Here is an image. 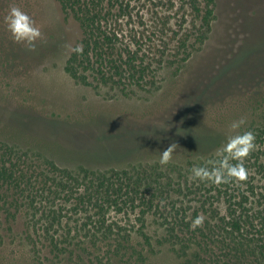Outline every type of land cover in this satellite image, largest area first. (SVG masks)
I'll list each match as a JSON object with an SVG mask.
<instances>
[{"label": "rangeland", "instance_id": "374dc122", "mask_svg": "<svg viewBox=\"0 0 264 264\" xmlns=\"http://www.w3.org/2000/svg\"><path fill=\"white\" fill-rule=\"evenodd\" d=\"M179 6L178 1L175 8ZM12 7L20 8L40 29L34 50L16 43L8 31L5 17ZM213 8L210 30L203 42L190 40L187 60L172 62L185 55L182 49L177 53L176 36L168 31L162 35L168 45L156 53L164 62L152 64L141 87L123 91L111 84L83 85L66 73L65 61L78 45L81 30L56 0H0V141L69 169L162 165L161 154L170 144L177 146L167 164L182 169L191 161L216 158L230 136L250 128L253 132L264 123V0H214ZM165 13H170L175 30L183 15L189 18L183 10ZM240 119L245 124L234 132L230 124ZM255 145L264 163V142L255 138ZM247 174L249 183L264 181L261 169ZM184 179L182 187L189 185ZM59 203L64 201L58 199L55 207ZM80 216H73L71 227L76 219L83 221ZM26 218L21 209L0 224V264H99L93 251L89 257H55L39 243L38 252L35 225ZM108 218L127 227L138 225L133 213L129 219L110 211ZM148 229L153 233L156 225L150 222ZM132 242L139 244L141 239ZM157 243L142 246L147 264L182 261L170 245ZM124 261L125 257L104 260Z\"/></svg>", "mask_w": 264, "mask_h": 264}, {"label": "trees", "instance_id": "16d2710c", "mask_svg": "<svg viewBox=\"0 0 264 264\" xmlns=\"http://www.w3.org/2000/svg\"><path fill=\"white\" fill-rule=\"evenodd\" d=\"M56 1L81 30L75 48L82 51L69 54L66 73L83 85L111 84L123 91L141 87L152 64L164 62L156 57L157 49L168 45L163 34L171 31L176 36L173 47L185 55L172 62L187 60L193 46L190 40L195 37L203 42L214 18V0ZM178 1L182 6L175 8ZM171 10H183L189 16L176 22V30L170 13H165ZM252 133L263 143L264 123ZM259 151L254 149L243 159L247 172L252 168L264 172ZM218 159L191 161L184 169L159 163L122 169H69L0 141V224L23 209L26 222L35 225L38 252L39 243L47 255L55 257H89L93 251L99 264L114 257H125L124 264H147L142 246L152 247L153 240L170 245L182 258L179 264H264V181L215 184L191 179L193 167L211 168L210 162ZM183 179L189 185L182 187ZM186 190L192 197L186 198ZM58 199L64 203L55 207ZM220 202L225 205L223 210ZM110 211L129 219L133 213L138 225L127 227L117 219L110 220ZM78 214L83 221L76 219L71 227L70 221ZM201 216L202 226L193 229V221ZM150 222L156 225L153 233L148 229ZM133 238L141 242L135 244ZM43 239L47 242L42 243ZM82 239L88 244H82ZM89 248L93 250L87 251Z\"/></svg>", "mask_w": 264, "mask_h": 264}, {"label": "clouds", "instance_id": "9594fccd", "mask_svg": "<svg viewBox=\"0 0 264 264\" xmlns=\"http://www.w3.org/2000/svg\"><path fill=\"white\" fill-rule=\"evenodd\" d=\"M7 29L16 43L28 46L29 50H34L35 41L41 37L38 27L34 26L32 19L18 7H12L5 17ZM81 52L82 48L74 49ZM245 124L244 119L233 121L230 129L236 132ZM176 144H170L161 154L160 163L167 164L171 159V154L176 148ZM255 136L251 131L232 135L227 143L217 153L219 157L216 161H211L212 167H193L191 169V179L194 181H210L215 184L226 183L229 180L244 181L247 178V171L243 165V159L255 149ZM237 161L236 164L230 161ZM203 217H197L192 224V228L202 226Z\"/></svg>", "mask_w": 264, "mask_h": 264}]
</instances>
